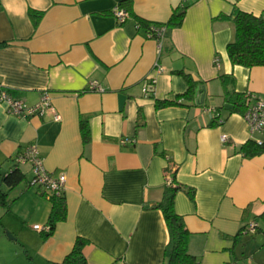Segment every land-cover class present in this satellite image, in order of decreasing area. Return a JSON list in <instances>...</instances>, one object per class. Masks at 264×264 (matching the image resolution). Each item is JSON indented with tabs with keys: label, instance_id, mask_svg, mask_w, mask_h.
<instances>
[{
	"label": "crops",
	"instance_id": "0c3cea01",
	"mask_svg": "<svg viewBox=\"0 0 264 264\" xmlns=\"http://www.w3.org/2000/svg\"><path fill=\"white\" fill-rule=\"evenodd\" d=\"M120 1L0 0V83L27 106L47 92L60 116L22 118L0 103V189L12 200L0 205V264H60L78 237L88 240V264H166L169 231L151 206L163 198L170 166L196 264H264V153L241 151L262 134L229 112L220 78L233 76L229 90L264 100V65L232 64L234 26L221 18L234 7L264 16V0H130L123 23L113 14ZM184 2L182 25L167 28L161 43L138 25L165 24ZM178 71L199 83L195 98L158 108L187 90ZM149 77L156 83L146 95ZM92 81L100 90H90ZM29 144L49 173L66 177L67 215L49 236L34 229L47 226L51 202L29 185L31 165H19L25 179L16 188L2 180Z\"/></svg>",
	"mask_w": 264,
	"mask_h": 264
},
{
	"label": "trees",
	"instance_id": "16d2710c",
	"mask_svg": "<svg viewBox=\"0 0 264 264\" xmlns=\"http://www.w3.org/2000/svg\"><path fill=\"white\" fill-rule=\"evenodd\" d=\"M130 0H121L118 6L125 9L130 16L128 9L124 5ZM189 3L184 2L180 8L173 11L170 19L165 24H151L143 19H138V25L146 29L148 34H152L156 37L155 28L157 26L164 25L167 28H177L183 23L186 9ZM30 14L34 18L41 17L40 12L31 11ZM221 18L229 19L234 26V38L227 45V52L229 58L234 65H242L247 68L264 65V16H257L253 13L245 12L237 7H234L230 16H222ZM166 37V34L164 38ZM163 38V39H164ZM182 74L188 83L187 90L178 96V99L170 100H157L156 106L164 107L168 105L181 104L179 99L186 98L192 100L196 96L197 89H199V83L195 81L192 76L184 71H178ZM224 84V96L225 101L229 103V112L244 113L249 103V97L251 93H237L235 90L228 89V83L234 82L233 76L222 74L220 76ZM210 108V107H207ZM217 109V108H216ZM215 110V109H214ZM214 112V111H213ZM218 114V113H215ZM222 121L220 114L215 116V124ZM81 131L83 140L87 143L90 140V128L87 120L81 121ZM262 143L259 144L255 139H249L241 146V151L246 157H253L264 153V133L262 134ZM175 173L172 166L166 169V176L168 174ZM25 179V174L16 163L12 170L3 175L2 180L9 190L16 188ZM31 185V181L29 182ZM182 186L177 185L173 179L170 184L166 183V188L162 200L153 204L151 207L160 209L163 213L169 235L170 241L167 250V262L166 264H196L197 258L189 252L190 232L186 226L184 218L175 209L176 194ZM189 195L193 198L194 191L188 190ZM46 196L49 195L51 202V211L49 214L47 225L49 231L46 232V236H49L55 229L57 223L65 220L67 215V205L64 193L60 195L50 194L47 191L43 192ZM12 200L9 199V192L0 189V205H9ZM88 240L82 237H78L72 250L65 256L60 264H88L86 256L84 254V247Z\"/></svg>",
	"mask_w": 264,
	"mask_h": 264
},
{
	"label": "built area",
	"instance_id": "2783aa9c",
	"mask_svg": "<svg viewBox=\"0 0 264 264\" xmlns=\"http://www.w3.org/2000/svg\"><path fill=\"white\" fill-rule=\"evenodd\" d=\"M113 14L116 16L119 22L123 23L129 17V13L119 7L118 5L113 8ZM166 27L164 25L157 26L155 28L156 37H153L152 34L148 36L155 38L159 43L163 40L166 34ZM215 64L219 66V60L216 58L214 60ZM159 71H162L161 68H158ZM156 83V78L149 77L145 80L143 92L147 95L154 90V85ZM90 90H100V87L97 85L96 81L90 83ZM0 103L6 105L7 111L10 114L16 115L22 118H28L33 115H44L51 111L54 114V120H59L60 116L55 111V108L51 104V99L47 92H45L40 100L34 106H27L21 100H18L11 96L6 90L5 86L0 83ZM207 111H214L213 108H208ZM244 119L247 121L250 132L253 133H264V100L259 98L256 94L251 93L249 97V103L247 109L243 113ZM257 143L261 144L262 140L255 139ZM222 141L224 143L229 141L227 134L222 135ZM122 143H125L126 140H122ZM15 161L18 165L21 164H30L32 168V180L31 185L40 186L45 191L50 194L60 195L65 192L66 177L65 175L54 176L52 173H49L43 164V158L40 155L39 149L36 144H29L23 148V150L16 156ZM173 180L172 174L166 176V183L170 184ZM49 196V195H48ZM257 224H251L248 228L249 231L254 232ZM34 229L43 230L48 232L49 226H39L34 225Z\"/></svg>",
	"mask_w": 264,
	"mask_h": 264
}]
</instances>
